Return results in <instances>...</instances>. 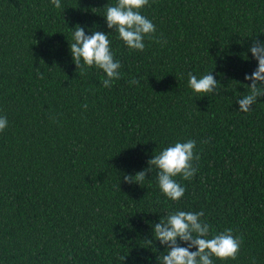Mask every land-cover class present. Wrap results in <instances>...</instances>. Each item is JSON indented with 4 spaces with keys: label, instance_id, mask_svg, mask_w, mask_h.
Masks as SVG:
<instances>
[{
    "label": "trees",
    "instance_id": "obj_1",
    "mask_svg": "<svg viewBox=\"0 0 264 264\" xmlns=\"http://www.w3.org/2000/svg\"><path fill=\"white\" fill-rule=\"evenodd\" d=\"M60 2L0 0V264H157L164 247L145 240L176 211L203 212L208 238L242 237L235 260L213 264H264V96L246 113L236 102L257 67L248 49L264 42V0H149L155 39L142 52L106 27L116 0ZM77 25L109 33L121 64L110 88L102 70L76 69ZM211 71L216 92L193 95L188 73ZM188 140L199 159L191 180L174 178L178 201L155 170L123 182Z\"/></svg>",
    "mask_w": 264,
    "mask_h": 264
},
{
    "label": "clouds",
    "instance_id": "obj_2",
    "mask_svg": "<svg viewBox=\"0 0 264 264\" xmlns=\"http://www.w3.org/2000/svg\"><path fill=\"white\" fill-rule=\"evenodd\" d=\"M50 2L57 9L62 7L60 0ZM148 4L149 0H116L115 5L106 9V27L112 30L111 32H116L118 39L129 50L142 52L145 48L144 38L147 36L149 39H155V25L140 11ZM108 34L92 31L91 35H87L85 28L77 25L71 38L72 43L68 44L76 69H80L81 74L93 67L102 70L106 77L102 80L105 88H110L112 82L121 77V64L113 57ZM248 51L257 62V67L251 75H245L244 79L251 81L247 85L248 93L236 101L238 111L245 113L257 102L258 97L264 96V42L253 39ZM38 75L43 78L39 72ZM129 83L137 84L138 81L132 79ZM219 85L212 71L201 78L188 73V87L193 95L215 93ZM7 124V118L0 116V132L5 130ZM195 146L196 141L188 140L166 147L147 161V168L134 175L125 174L123 182L141 185L146 176L155 170L160 191L167 199L178 201L184 195L185 188L174 178L180 176L187 181L195 175L196 168L192 162L199 159L198 155L194 156ZM203 215V212L176 211L163 219L160 218L159 222L152 226L151 239H146L145 243L152 247L154 242L158 241L164 247V252L157 257V264H213V257L219 260L237 258L242 237H235L233 230L229 228L208 238L210 226L202 222ZM124 259L125 257H121V261Z\"/></svg>",
    "mask_w": 264,
    "mask_h": 264
}]
</instances>
